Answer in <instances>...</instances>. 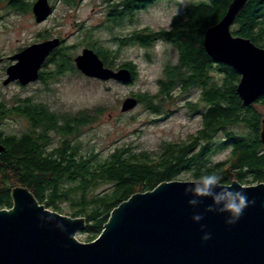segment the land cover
Masks as SVG:
<instances>
[{"label": "trees", "instance_id": "16d2710c", "mask_svg": "<svg viewBox=\"0 0 264 264\" xmlns=\"http://www.w3.org/2000/svg\"><path fill=\"white\" fill-rule=\"evenodd\" d=\"M73 1L63 2L69 5ZM152 1L137 2L148 5ZM231 1H193L183 25H177L171 31L157 32V37L174 41L180 51L179 64H166L160 79L159 113L164 101L170 97L175 76L191 73L193 82L198 78L209 82L203 98L206 101L203 128L180 143L164 141L160 152L135 151L128 145L101 157L79 141L82 129L98 120L103 106L71 113L52 110L31 97L12 98L11 103L0 99V124L10 115L23 116L30 124L21 134H6L0 129V142L4 145V151L0 153V209L13 206L14 187H27L48 208L87 219L80 237L89 242L100 234L111 211L121 202L136 192L153 189L162 181L175 180L181 174L197 179L201 174L215 173L223 177L225 184L234 180L242 184L264 182V145L260 139L264 118L260 107L264 109V95L253 105L244 106L236 91L239 74L232 67L212 60L203 48L204 32L222 18ZM1 2L15 12L30 11L33 3L29 0ZM122 4L123 0H119L111 5L108 16L114 25H120L118 21L124 17ZM233 26L232 35L246 36L264 47V0H248ZM119 41L124 43L125 39ZM87 46L93 48L107 66L115 67L119 49L112 50L90 41ZM72 49L74 46L64 44L57 48L48 59L56 69L52 72L43 70L40 80L47 83L70 70L68 68L81 73L73 62ZM120 66H127V63ZM181 67L183 72L178 71ZM221 74L223 79L215 81L213 77ZM133 95L149 110H154L152 97L141 92ZM188 107L191 113L198 112L199 103L193 102ZM220 131L224 133V140L214 144L212 140ZM190 138L193 139L189 142ZM54 139L58 144H54ZM199 139H203L204 144L191 156L189 153ZM218 150H229V156L212 162L211 156ZM102 185L107 186L100 190Z\"/></svg>", "mask_w": 264, "mask_h": 264}, {"label": "water", "instance_id": "95a60500", "mask_svg": "<svg viewBox=\"0 0 264 264\" xmlns=\"http://www.w3.org/2000/svg\"><path fill=\"white\" fill-rule=\"evenodd\" d=\"M247 2L232 0L222 18L206 29L203 39V48L212 60L239 74L236 91L244 106L264 95V47L231 32ZM52 10L49 0L32 4L38 23ZM60 44L61 39L55 37L8 57L14 63L6 68L3 85L35 82L46 58ZM74 62L84 76L94 80L126 84L133 79L127 67L106 66L93 48H83ZM137 105L136 97H127L121 112ZM261 123L264 145V118ZM3 151L0 142V153ZM194 181H162L151 190L132 194L111 211L103 230L89 243L77 238L87 219L54 211L40 203L29 188L16 186L13 206L0 209V264H264V182L243 185L234 180L227 184L242 188L255 201L237 223L227 225L224 215L204 212L211 198L196 197L201 204L195 208L187 203L192 197L185 195V188ZM194 212H204V219L194 222ZM201 224L211 233L207 241L202 240Z\"/></svg>", "mask_w": 264, "mask_h": 264}, {"label": "rangeland", "instance_id": "374dc122", "mask_svg": "<svg viewBox=\"0 0 264 264\" xmlns=\"http://www.w3.org/2000/svg\"><path fill=\"white\" fill-rule=\"evenodd\" d=\"M29 1L34 3L36 0ZM63 1L50 0L54 5L53 14L42 23L34 19L32 7L28 12H15L6 8L5 3H0V99L11 103L12 98L31 97L33 101L44 103L52 110L71 113L83 108L103 106L104 110L98 120L84 127L79 139L101 157L128 145L135 151L160 152L164 141L177 143L188 140L190 134H195L202 128L200 117L185 114L184 101L176 93L172 95V99L170 97L164 101L162 114L151 113L145 104L137 105L127 111L128 113L121 112V103L125 98L134 96L133 93L154 90L156 78H163L164 67L175 60L176 52L171 46L157 40V50L147 57V50L137 43L124 44L119 40L127 38L135 28L155 25L157 29L168 27L173 16L181 12L187 0H159L152 8L137 15L133 23L121 22L120 25H114L106 16L112 4L110 0H74L69 5ZM55 37L63 40L65 46H74V55L89 47L87 41L112 50L119 49L115 56V67L125 62H133L138 70L136 81L127 85L115 81L94 80L68 68L70 70L47 83L39 79L27 85H21L17 81L3 85L6 68L14 63L8 57L32 43H43ZM54 69L55 65L49 63L43 70L52 72ZM213 78L220 82L223 76L221 74ZM189 98L196 101L197 94H192ZM188 109L191 113L189 107ZM260 111L264 114L263 108L260 107ZM29 125V121L23 116L10 115L2 121L0 129L6 134H21ZM216 139L223 141L224 133L220 131L213 138L214 144L217 143ZM55 140L54 144H58ZM229 153V150H218L211 156V161L217 163L225 160ZM177 180L196 179L185 173L177 177ZM253 184L257 183L243 185ZM106 186L102 185L99 189ZM64 215L70 216L66 213ZM77 238L88 242L80 237V232L77 233Z\"/></svg>", "mask_w": 264, "mask_h": 264}, {"label": "flooded vegetation", "instance_id": "af4514ba", "mask_svg": "<svg viewBox=\"0 0 264 264\" xmlns=\"http://www.w3.org/2000/svg\"><path fill=\"white\" fill-rule=\"evenodd\" d=\"M130 1L131 0H123L122 10H123L124 17L121 19V21H118V22L128 23V24L130 23L131 24V23H133L136 20L137 15H139L140 13L152 8L154 5L157 4V0H153L148 5H144L145 2H142V3L137 2V1H143V0H135L132 4L130 3ZM193 1L196 2L198 0H187L186 5L183 7L181 12L177 13V14H175L173 16V18H172V20H171V22H170L168 27H163V28L157 29V25H155V26H143L141 28H135V29L132 30L131 33L128 34V36H126L127 38H121V39H125L124 44H126V43H130L131 44V42L132 43H137L142 49L147 50V52H146V56L147 57H150L151 53L153 51L157 50V40H159L163 44L169 45V47L171 46L176 52L175 60L172 61V62H169V63L173 64V65L179 64L180 51L178 49V46L174 43V41L170 40V38L157 37V32L171 31V30H173L175 28V26L183 25L187 21L186 13H187L188 7L193 3ZM110 2L112 4L113 3H118L119 0H110ZM49 3H50V0H49ZM50 5L52 6V9H53L52 13H51V15H52L53 11H54V7H53L54 5H52L51 3H50ZM110 10H111V6L109 8V12H110ZM109 12H108V14L106 16L109 15ZM108 20H110L109 16H108ZM63 44H64V42H63V40H61V44L57 48L61 47ZM57 48H55L50 53V55L46 58L44 64L42 65V67L40 69V73L43 71L44 67L47 64H49L48 59L52 56V54L54 53V51ZM75 56L76 55L73 56V62H74V57ZM2 60H3V58H2ZM0 62H1V58H0ZM125 63H127V66H118V67H114L113 69H118L119 67H127L130 71H132L133 79L129 83H126L127 85H129V84H132V83H134L136 81V78L138 77V70H137V65L134 64L133 62L130 61V62H125ZM74 64H75V62H74ZM130 64L133 65L134 68L133 67L130 68V66H131ZM108 67H110V66H108ZM178 71L179 72H181V71L183 72L184 68L181 67L180 70H178ZM207 77H209V75H207ZM39 79H40V76H39V78L36 81H38ZM109 81H114V80H109ZM115 82H117V81H115ZM157 83H158V90H157ZM208 86H209V82H208L207 79H204V78L203 79H201V78L199 79L198 78V80L196 79V81L193 82V77H192L191 73L189 75H182V76L178 75V76H175L174 81H172L171 91L168 94L171 97V99H172V95L174 93H176L177 95L181 96L180 98H182V101H184L183 102V107H184L185 114L196 116V117H200L201 118V122H202V128H203V121H204V119H203V114H204L203 107L206 106V104L204 103L206 101L203 100V98L205 96V91L208 89ZM154 87L155 88H154L153 91H146V92H141V93H146L148 97H152L153 98L154 110L153 111L150 110V112L155 114V115H157L159 113L157 111V103H158L157 102V95L159 94V91H160V80H159V78H158V80L156 78L155 83H154ZM192 94H197V100L196 101H193L192 99L189 98V96L192 95ZM135 97L138 99V105L139 104H143V102H141L140 99L137 96H135ZM193 102L195 104H197V102L199 103V109H198V112L196 111L194 113H190L189 109H188V106L190 104H192ZM186 108H187L188 111H186ZM126 113H128V112H126ZM159 114H162V112H160ZM167 115L168 114H166V116ZM199 130L200 129H198V131ZM198 131L195 134H198ZM192 139L193 138H190L189 142L192 141ZM206 142L207 141H205V143ZM216 142L219 143L218 139H216ZM202 144H204V140L203 139H201V140L199 139L198 143L196 144V146H194V148L191 150V152L189 154L192 156L194 153L199 152V148H200V146Z\"/></svg>", "mask_w": 264, "mask_h": 264}, {"label": "clouds", "instance_id": "9594fccd", "mask_svg": "<svg viewBox=\"0 0 264 264\" xmlns=\"http://www.w3.org/2000/svg\"><path fill=\"white\" fill-rule=\"evenodd\" d=\"M220 188L219 192L214 189ZM185 195H191L187 203L194 208L201 204L196 197H209L211 203L208 204L204 212H215L224 215L227 225H234L239 221L246 208L254 204L255 201L249 200L247 193L240 187L233 188L224 183L223 177L215 173L201 174L190 187L185 188ZM204 212H194L191 219L200 222L204 219ZM205 225L200 228L204 232L202 240L207 241L211 238V233L204 231Z\"/></svg>", "mask_w": 264, "mask_h": 264}]
</instances>
